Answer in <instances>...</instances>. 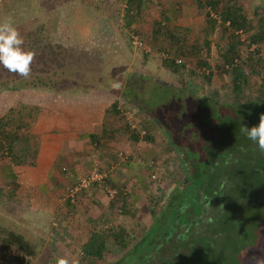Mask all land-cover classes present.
I'll use <instances>...</instances> for the list:
<instances>
[{"label": "trees", "instance_id": "1", "mask_svg": "<svg viewBox=\"0 0 264 264\" xmlns=\"http://www.w3.org/2000/svg\"><path fill=\"white\" fill-rule=\"evenodd\" d=\"M196 1L207 7L205 16L208 21H217L212 17H218L220 24L224 25L228 32L224 46H222L220 63L217 64V67L219 68L220 79L224 74L230 77V88L228 90L230 95L228 98L224 97L211 86L213 76L211 65L204 58L193 54L192 48L194 46L190 49L183 41H179L181 39L178 37L173 41L172 37L163 31L165 27L160 24V21L152 23L148 38L149 43L157 48L160 45L161 52L164 54L160 59V66L173 75L175 84H167L160 80L152 81L147 75H142L141 81L143 83L137 82V84L134 83L137 79H132L137 76L132 77L130 75L125 84L132 81L133 84H136V87L149 85L147 91L150 94L153 89L157 92L159 88V93L154 97L155 101L160 100L162 93L169 98L170 102L172 99L175 103L179 101L186 108L189 120L187 122L182 119L178 121V125L173 126L170 119L169 128L175 130L176 136H178L176 138L170 135L166 130V126L165 129L159 123L160 121L150 110L152 108L151 104L143 107L138 103L139 98L130 91L132 89L124 87L121 95L122 97L125 95L124 100L129 102L130 105L136 106L138 111L147 116V119H150L153 125L160 127L162 133L169 134L165 136L166 138L164 137L167 142V149L179 159L178 165L182 178L170 188L166 196H162L161 190H158L160 188H157L160 187L158 177L152 183L153 187H151L150 193L145 198L147 202L144 199L146 211L150 214V223L143 228L138 236L134 235L133 229L125 227L120 222L116 223V219H114L116 212L119 215L129 214L130 216H127L132 219L136 215L137 207L130 209L126 205L125 201L128 198L126 187L110 184L107 176L105 183L117 189V193L113 198H108L102 187L95 184H92L89 189L79 190L74 195L76 202L79 199L78 195L84 190H100L109 202L110 211L107 214L101 213L95 218H89L90 227L85 240L78 245L79 258L77 264H211L212 262L208 259V256L213 255L217 242L216 237L222 230L217 227L219 217L221 223L225 224L228 229H233L236 232L240 226L242 236L255 239V236L259 235V220H256L251 227L244 224L243 229L242 224L245 217L235 215L234 211L237 210V204L242 199L240 194L243 195L242 190H245V186L240 184L234 186L231 178L233 176L232 171H229L228 168L221 170L220 167L226 166L225 163H218L214 160L215 154L212 155L209 150H205L209 141L213 142L212 145H214L216 137L213 132H203V128H200V126L204 124L200 120V116L201 112H206V115L209 116L215 111H220L221 104L229 105V101L243 97V90L246 86L250 90V96L258 98L264 95V59L259 55V48L257 47V45L264 44V12L261 10L253 11L250 18L242 5L236 0ZM123 15L125 18L130 17V20L125 21L127 27L135 16L129 13V9L125 10ZM237 30H242L245 34L243 41L235 34ZM205 44L206 49H208V39H206ZM251 45H254V48L248 55L243 59L238 58L242 47L247 46L249 48ZM21 47L24 51L35 53V58L31 64V74L29 78L25 79L9 72L0 65V91H16L26 87H53L58 75L69 69H74L76 66L75 59L68 58L69 60H67L64 48L56 43L44 42L41 37L23 43ZM145 55L146 53H143V57ZM234 58H237V63L230 65ZM225 64L230 65L229 68H225ZM244 67L247 68L246 71ZM111 79L114 80V78ZM138 79L140 81L139 76ZM69 82L64 80V85L69 84ZM119 89L115 90L119 92ZM127 94H132V96ZM223 94L226 93L223 92ZM140 97L145 98L143 95ZM221 99L222 101H220ZM116 107L117 101L114 100L110 103L109 108L105 110L101 129L102 134L115 135V132L118 131L109 128L108 124V119L118 113ZM154 107L156 110L161 105L156 103ZM171 107L170 104V109ZM172 110H174V107H172ZM226 111L228 112L229 108ZM5 121L6 115L0 117V147H5L2 148L5 150L1 149L0 153L4 156H10L15 164H32L36 155L34 149L16 153L11 151L12 143L23 134L16 127L12 130L6 128L7 123ZM22 125L24 126V124ZM187 126L191 128L190 134L184 133ZM123 128L127 132L130 130L126 123ZM132 132L130 131L128 136L133 140H137L138 134ZM185 136H191L188 139L197 148L196 152L191 153L186 148L189 144L184 139ZM92 137L95 138L91 135ZM101 137L102 135L98 136V138ZM142 138L147 141L152 139L148 132ZM96 142L98 143L99 140ZM203 151H206L207 154L205 155ZM258 168L259 165L257 164L256 166L252 165L249 169L253 172L255 185L253 204L256 207L258 205L263 206L262 214H264L262 200L264 199V182H262L264 177ZM243 171L241 177L248 174L245 170ZM225 174H230V179L228 177L225 179L223 177ZM240 176L239 180L242 179ZM221 184L224 185L223 188H221ZM198 223L199 225H197ZM242 249L243 252L247 251L245 247ZM37 250V244L34 240L31 243L21 233L6 231L0 237V264H27V259L33 258ZM236 251L237 248L234 249V253ZM49 264H57V260L55 259Z\"/></svg>", "mask_w": 264, "mask_h": 264}, {"label": "rangeland", "instance_id": "2", "mask_svg": "<svg viewBox=\"0 0 264 264\" xmlns=\"http://www.w3.org/2000/svg\"><path fill=\"white\" fill-rule=\"evenodd\" d=\"M68 1L70 0H0V23L10 19L13 26L23 38L24 43L28 41L31 42L33 39L37 40L38 37H41L44 42H51L60 45V47L65 49L64 52L65 56L67 54V60L75 59L74 63L76 65L74 69H69L58 75L53 87H26L16 91H0V105L3 104L5 107L6 105H9L1 115V117L6 115V128L12 130L16 127L18 128V131L23 134V136H20L18 142L15 140L14 146H16L17 149L24 146L30 147L29 145L32 137L29 135L28 131H26L28 121L32 119L36 111H41L43 107L49 109L51 112L52 110H57L59 102L65 98L82 103L84 102V100H81L82 98L91 96V98L87 100L99 108L100 104L105 103L110 96L114 98L116 97V100L119 102V108L116 107L118 113L108 119L109 128L118 130L120 136L128 135L130 131L139 134L138 131L141 129L144 130L145 134L148 132L152 137L151 140H144L142 136L145 134L141 137L138 135L137 140L144 143H151L156 149H160L155 150V154L151 157V160L154 162L155 167L157 166L155 174L159 179L158 182L160 185V187L157 188H160L158 190H161L162 196H166L170 188L182 178L178 165L179 159L173 152L167 149L165 136H168L169 134L165 132L162 133L160 127L153 125L150 119H147V116L142 115L141 112L138 111L136 106L134 107L124 100V94L123 97L121 95V92L124 91L122 90L124 87L132 89L130 91L139 98L138 103L143 107L151 104L152 108H150V110L154 113L157 120L160 121L159 123L163 125L164 128L166 126L167 129H165L170 135L176 138L178 136H176L177 133L175 130H170L169 128L170 119L172 120L173 126L178 125V121H181L182 119L187 122L189 120L186 108H184L179 101L175 103L172 99L170 102L169 98L165 97V94L163 93L160 95V100L157 102L155 101L154 97L159 93V88L157 92L153 89L150 94L149 91H147V88L149 90V85L143 87L140 85V87H136L137 82L143 83L141 81L142 75H147L152 81L160 80L167 84H175V78L173 75L165 69H162L160 66V59L162 57V49H160V45L158 46L159 48L153 46L149 43V35H145L150 32L151 28V25H146V23H148L146 18L152 20L157 16V7H155L153 3L155 0H143L146 5L144 9H147V11H142L140 14H136V16L134 13L132 14L137 18L136 25L140 24L138 27H126L122 25L123 18L118 15L122 0H82L84 6L89 5V8L93 9H91L87 15H90L93 21H98L97 23L100 25L95 27L98 28L94 35L96 39L88 42L79 41L78 43H76L71 37L69 39L74 42H71L70 40L67 41L68 38L65 35L69 36L70 34L69 23H64L63 21L62 24H58L59 13L56 8L61 4H66ZM236 1L242 5L244 11L250 18L253 15V11L261 10L264 12V0ZM112 3H114L116 7H114ZM189 3L196 4L195 0H190ZM195 4L188 6L189 10L186 11L187 17H182L181 13L176 19L177 24L183 26L181 27L183 29L179 28L178 32L182 34V41L184 44L190 47V49L194 46V49L192 48L193 54L197 57L204 58L211 65L213 74L211 86H213L222 96L228 98L230 95L228 94L230 77L227 74H224L220 79L219 68L217 67V64L220 63L222 46H224L228 32L224 28V25L220 24L219 20L211 21L213 23L208 21L205 16V12L207 11L206 6H199L197 14L193 16L194 12L192 11V6ZM110 6H113L114 10L116 8V12L114 10H111L112 12H110L109 8H112ZM62 15L65 18L68 14L65 12ZM59 17L60 20H63L61 15ZM103 19L105 22L101 26ZM158 19L165 22L161 18ZM152 22L150 24H152ZM208 23L210 24L211 31L207 33L209 46L208 49H206V44L204 45L198 41L200 40L199 34L201 31L203 34V28L201 30L200 28L205 25L207 26ZM105 24L107 26H105ZM164 29V32L170 36V32H168L170 31V25L167 24ZM132 34L138 35L141 40L140 46L132 44ZM81 36L82 39L89 38L84 37V34ZM171 39L173 40V38ZM257 47L259 48V55L264 59V44L257 45ZM253 48L254 45H251L249 48L243 46L238 58H245ZM143 53H146L145 57H143ZM244 70L246 71L247 68L244 67ZM130 75L132 77L137 76L132 78L137 79L134 81L136 84H133L132 81L129 84H125L126 79ZM138 76L140 77V81ZM111 78H114V80ZM64 80L70 81L69 84L64 85ZM117 88H120L119 92L115 90ZM243 91V97L241 96L238 100L227 101L229 105L221 104L220 111H215L209 116L206 115V112H201L200 120L203 121L204 125L200 126V128H203L202 130L204 133L213 132L215 134L216 141L214 142V145H212L213 142L209 141L208 145L206 144L205 150H209L212 155L215 154L214 160L218 163L221 164L224 162L226 166L228 165L227 167L223 165L220 169L226 170L228 168L229 171H232L233 176L231 177L230 174H225L223 177H225V179L226 177L229 179L231 177L234 186H237L238 184L245 186V190H242L243 195L240 194V198L242 199L237 204V210L234 212L235 215L245 217L244 223L242 224L243 229L244 224L251 227L256 220H259V235H256L255 239L249 236H242V228L240 226L235 232L233 229H228L225 224H222L221 218L219 217L217 220V227H220L222 230H220L218 237H216L217 242L215 244L213 255L208 256V259L212 262L211 264H254L256 258L264 256L263 206L258 205L256 207L253 204L255 185L253 182V172L249 170L252 165L256 166L258 164V169L261 174L263 173L262 175L264 177V152H261L257 145L249 140L241 131L243 126L251 128L259 124V117L261 114H264V95L258 98L250 96L248 86H246ZM223 92L226 94H223ZM62 94L64 96H62ZM127 95L132 96V94ZM142 95L145 98L140 97ZM220 101H222V99ZM156 103L161 105V107H158V109L155 110L154 105ZM170 104L174 107V110H172V107L170 109ZM227 108H229L228 112L226 111ZM182 109L183 111H181ZM127 119L135 126V129L129 128L130 130L128 132L123 128L124 124H127ZM22 124H24V126ZM190 129V126H187L184 133L190 134ZM188 138L190 139L191 136H185L184 138L186 139L187 144H189L186 148L191 153L196 152L197 148ZM2 148L5 147H0V150ZM203 152L205 155L207 154L206 151ZM243 170L248 173L244 174V178L240 176L244 173ZM239 176L242 178V181L239 180ZM148 181V183L151 184L150 187H153V182H150V180ZM262 182H264V178L262 179ZM142 194L144 195V193ZM145 198L146 193L144 199ZM262 200L264 203V199ZM74 201L76 204L75 198ZM145 201L147 202L146 199ZM145 201L142 204L138 203L139 206L137 207V212L133 219L128 217L130 216L129 214L125 213L124 215H119L116 212V215H114V219H116L115 222H120L125 227L133 229L134 235H140L143 228L150 223L151 219L150 214L146 211ZM120 218L121 220H124L120 221ZM47 223L48 222L45 221L43 223L41 222V231L44 233L49 229L52 234L50 237L53 239V232L50 225ZM77 224L79 223L77 222ZM197 225H199V223ZM33 226L36 225L31 223V232L36 230L35 228L33 229ZM17 227L18 224L16 223L14 225H6V221H0V237L4 235L6 231L16 232ZM23 227L26 228V226ZM20 233L24 238L29 239L31 243L36 238L32 236L31 233ZM82 237L83 235L78 237L77 240L67 248L66 252H64V249L60 250L55 248L58 245L53 243L47 242L42 244L43 249L41 251L37 250L33 258L27 259V264H49V262L55 261V259L58 260L59 258L67 259L69 264H77V259L79 258L78 245ZM34 242L37 243L35 240ZM53 247L56 250H54ZM244 247L247 248L246 252H243L242 248ZM235 248H237V251L234 253Z\"/></svg>", "mask_w": 264, "mask_h": 264}, {"label": "crops", "instance_id": "3", "mask_svg": "<svg viewBox=\"0 0 264 264\" xmlns=\"http://www.w3.org/2000/svg\"><path fill=\"white\" fill-rule=\"evenodd\" d=\"M189 2L190 0H155L153 3L157 7V16L152 20L146 18L148 21L146 25H152L150 24L152 21H160V24L166 28L168 24L170 25L168 32L173 40L178 36L181 39L179 41H182L183 37L178 29H183L181 28L183 26L177 24L176 19L181 13L182 17H187L188 6L195 4ZM195 2L196 4L192 6L193 16L197 14L199 6L204 7L196 0ZM83 3L82 0H70L56 8L59 13L58 24H62L63 21L69 23L70 34L65 35L68 38L67 41L70 37L76 43L96 39L94 35L98 28L95 27L100 24L87 15L92 8H89V5L84 6ZM187 3L189 4L186 5ZM112 5L116 7L114 3ZM113 6L108 7L110 12L114 10ZM144 7L146 5L143 0H122L118 11V15L123 18L122 25L125 26L124 20H130L129 17L124 18L125 10L129 9V13H134L136 16L142 11H147ZM114 11L116 12V8ZM65 12L68 15L64 18L62 14ZM60 15L63 20H60ZM104 22L103 19L101 26ZM136 24L137 18L134 17L129 26L140 25ZM202 28L203 34L202 31L200 34L198 31L200 37L198 42L205 44L208 38L207 33L211 31L210 24L201 27L200 30ZM149 33L145 35L148 36ZM82 34L89 38L82 39ZM73 40L70 41L74 42ZM89 98L91 96L82 98L81 100H84L82 103L65 98L59 102L57 110L50 112L43 107L41 111H36L32 119L28 121L26 129L32 137L30 147L24 146L17 149L14 141L12 148H15L11 150L16 153L34 149L36 155L32 164H15L10 156L0 153V221H6V225L18 224L17 233H31L36 237L34 240L40 251L43 249L42 244L50 242L58 245L55 248L64 249L66 252L67 248L83 235L79 241L81 244L90 227L89 218H95L101 213L107 214L110 211L109 202L100 190H84L85 192L78 195L76 204L66 197V188L74 184L75 180L92 165L96 164L107 170L113 166L108 172V182L127 188L128 198L125 202L130 209L142 204L145 193L148 195L151 191L149 177H147L149 168L145 162L152 159L155 150L160 149H156L151 143L133 140L128 135L120 136L118 131L115 135L102 134L105 110L111 102L117 101L116 97L110 96L105 103L100 104L99 108L90 103L87 100ZM118 103L117 101L119 108ZM0 106L1 117L9 105L5 107L1 104ZM91 135L95 138H91ZM101 135L102 137L98 138ZM118 150H128L129 155L119 159L116 157ZM44 221L50 225L53 239L50 237L52 234L49 229L44 233L41 231L40 225ZM31 223L36 225L33 229L37 231H30ZM55 248L53 247L54 250Z\"/></svg>", "mask_w": 264, "mask_h": 264}, {"label": "clouds", "instance_id": "4", "mask_svg": "<svg viewBox=\"0 0 264 264\" xmlns=\"http://www.w3.org/2000/svg\"><path fill=\"white\" fill-rule=\"evenodd\" d=\"M23 38L10 19L0 23V65L11 73L25 79L31 74V64L35 58L32 51H24ZM241 131L264 152V114L259 117V124L251 128L243 126ZM224 185L221 184V188ZM57 264H69L65 258H59ZM254 264H264V256L256 258Z\"/></svg>", "mask_w": 264, "mask_h": 264}, {"label": "built area", "instance_id": "5", "mask_svg": "<svg viewBox=\"0 0 264 264\" xmlns=\"http://www.w3.org/2000/svg\"><path fill=\"white\" fill-rule=\"evenodd\" d=\"M212 18H215L216 20H218V17L213 16ZM235 34H237L240 40L243 41L245 39V34L243 33L242 30H237ZM131 39H132L131 42L133 45H138V46L141 45V40L139 39L137 34H132ZM162 56H164V54H162ZM236 63H237V58H234L230 65H235ZM230 65L225 64L224 67L229 68ZM127 124L130 129H135L134 124L131 123L128 119H127ZM138 133L140 137L145 134L143 129L138 131ZM128 155H129L128 150H122V151H118V153L116 154V157L117 158L119 157L120 159ZM145 164L149 168V172H148L149 179L152 182H155L157 178L155 174L157 166L155 167V164L151 159L147 160ZM112 168L113 166H111L110 169L107 170V169H101L96 164L92 165V167L89 170H87L86 173L79 176L75 180L74 184H72L71 187L66 188V197H68L69 200L73 202L74 195L79 190L89 189V187L92 186V184H95L96 186L102 187V189L104 190L108 198H113L117 193V189L115 187H110L108 184L105 183V178L108 176V172L111 171Z\"/></svg>", "mask_w": 264, "mask_h": 264}]
</instances>
